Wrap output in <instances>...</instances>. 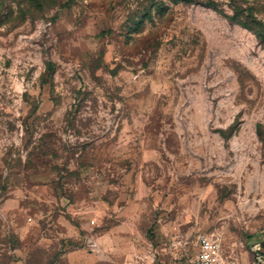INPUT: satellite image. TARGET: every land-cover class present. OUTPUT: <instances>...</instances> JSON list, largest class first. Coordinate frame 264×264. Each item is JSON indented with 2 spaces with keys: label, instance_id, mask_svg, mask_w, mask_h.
I'll return each mask as SVG.
<instances>
[{
  "label": "rangeland",
  "instance_id": "obj_1",
  "mask_svg": "<svg viewBox=\"0 0 264 264\" xmlns=\"http://www.w3.org/2000/svg\"><path fill=\"white\" fill-rule=\"evenodd\" d=\"M202 234L264 264V0H0V264Z\"/></svg>",
  "mask_w": 264,
  "mask_h": 264
},
{
  "label": "built area",
  "instance_id": "obj_2",
  "mask_svg": "<svg viewBox=\"0 0 264 264\" xmlns=\"http://www.w3.org/2000/svg\"><path fill=\"white\" fill-rule=\"evenodd\" d=\"M177 264H236V262L225 252L216 237L202 234L199 237V252L185 262Z\"/></svg>",
  "mask_w": 264,
  "mask_h": 264
},
{
  "label": "water",
  "instance_id": "obj_3",
  "mask_svg": "<svg viewBox=\"0 0 264 264\" xmlns=\"http://www.w3.org/2000/svg\"><path fill=\"white\" fill-rule=\"evenodd\" d=\"M260 246H261V247L264 246V241H262V242L260 243Z\"/></svg>",
  "mask_w": 264,
  "mask_h": 264
},
{
  "label": "crops",
  "instance_id": "obj_4",
  "mask_svg": "<svg viewBox=\"0 0 264 264\" xmlns=\"http://www.w3.org/2000/svg\"><path fill=\"white\" fill-rule=\"evenodd\" d=\"M198 252H199V249H198ZM163 262H165V260H163ZM173 264H177V263H173Z\"/></svg>",
  "mask_w": 264,
  "mask_h": 264
}]
</instances>
